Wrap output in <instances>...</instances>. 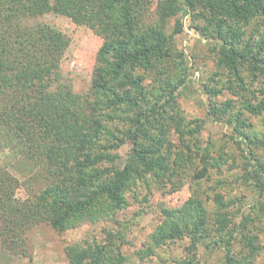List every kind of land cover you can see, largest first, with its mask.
Wrapping results in <instances>:
<instances>
[{"label": "trees", "instance_id": "1", "mask_svg": "<svg viewBox=\"0 0 264 264\" xmlns=\"http://www.w3.org/2000/svg\"><path fill=\"white\" fill-rule=\"evenodd\" d=\"M150 1L0 0V153L8 150L29 168L41 169L45 179L37 194L19 198L18 179L0 159V250L24 254L17 246L39 223L63 232L81 221L112 219L137 185L150 191L169 184L173 192L188 176L190 196L178 208L162 209L163 219L141 256L184 237L189 255L176 264L198 263L200 243L223 250L221 264H249L257 254V235L249 225L264 213V161L255 153L264 146V129L252 130L244 111L264 112V86L260 100L245 97L242 70L248 65L249 76L264 78V0H160L151 21ZM46 14L66 16L102 38L85 93L74 92L63 78L60 62L69 38L38 21ZM170 17L176 19L167 33ZM187 17L190 29L214 40L216 71L202 83L207 115L231 126L228 137L239 153L220 147L211 154L213 142L201 140L202 121L186 119L177 103L190 65L173 37ZM257 19L261 24L247 32ZM144 72L155 74L154 89L143 84ZM235 87L244 91L240 108L231 98L216 100L223 90L236 93ZM124 145L128 150L119 165L116 151ZM229 161L238 172L233 181L255 195L247 203L252 211L242 210L239 217L232 209L237 203L242 209L246 196L224 198L218 188L227 186V177L207 188L200 184L209 169L221 173ZM114 237L121 239L119 232H108L105 243L67 244L68 264H127ZM236 243L240 250L235 251Z\"/></svg>", "mask_w": 264, "mask_h": 264}, {"label": "rangeland", "instance_id": "2", "mask_svg": "<svg viewBox=\"0 0 264 264\" xmlns=\"http://www.w3.org/2000/svg\"><path fill=\"white\" fill-rule=\"evenodd\" d=\"M160 0H151L147 12L151 17L147 20L156 18V4ZM175 17H170L165 22L166 32L171 33L174 28ZM38 21L47 22L59 29L69 38L68 46L62 56L60 68L63 78L71 85L76 93H85L90 85L92 70L95 63V55L102 38L92 29L85 25L75 24L70 18L63 15L46 14L38 17ZM259 19L252 21L247 27V32L259 25ZM185 28L182 32L174 35L173 41L175 47L183 50L189 57V75L185 84L180 89L177 97V103L186 119H200L203 127L200 131L203 144L213 142L210 149L211 154L216 155L217 150L222 147L228 153H239V147L232 143L228 137L231 126L215 121L207 115L208 97L202 91V83L212 76L216 71V55L210 50L213 39L201 37L195 30L190 29L189 17L184 20ZM261 24V22H260ZM248 65L242 70L246 91L234 88L236 91L223 90V93L216 97L218 102L231 98L235 100V109L240 108L238 100L241 95L250 98L252 102L261 99V90L264 86V78L261 74L255 77L249 76ZM143 84L148 88L154 89L157 85L153 80L155 74L146 72ZM250 77V78H249ZM222 82H226L222 77ZM228 83V77H227ZM236 86V85H235ZM243 111V110H242ZM244 116L251 123V129L261 132L263 127L264 112L261 114H251L244 111ZM173 142L178 143V137L175 133L170 137ZM212 144V143H211ZM128 145L120 147L116 151V164L124 163L125 153ZM256 156L260 161H264V146L255 150ZM1 163L6 165L9 172L18 179L19 188L16 195L19 198L32 197L37 194L45 185L43 171L39 168H29V165L19 158L10 155L8 150L0 153ZM20 160V161H19ZM105 163L100 164L104 166ZM230 161L221 167V173L214 169H209L208 177L201 180V187L207 188L213 185L218 179L223 180L227 177V186L219 187L218 190L224 194V198L238 196L235 194L243 193L246 196L242 209H238L239 204H235L233 211L236 216H240L241 211L251 212L250 205L255 199L251 188L243 185L241 182L233 181L237 168ZM229 175V176H227ZM264 178V174H262ZM183 185L176 191L170 192V185L165 187H152L147 191L141 185L133 188L134 191L126 193L127 206L119 210L112 219H100L95 222L81 221L74 228L63 232H58L51 228L47 223L42 222L31 227L25 233L23 246H17L19 252L23 247V252L9 255L6 251L0 250V264H68L64 247L67 244L78 242L82 245H92L94 243H105L108 240V232L121 235V239L113 238L116 244H120V249L126 257L127 264H176V261L187 259L189 252L187 246L189 239H175L164 245L155 248L153 255L144 257L139 253L149 242V236L155 229L156 225L163 219L162 209H175L182 205L191 194V183L188 176H184ZM264 200V199H263ZM209 208L212 203H207ZM238 217L236 219H238ZM252 234L257 235V243L260 246L257 254L251 259L249 264H264V213L260 217L254 218L253 225H249ZM241 243L234 245L235 251L240 250ZM223 250L209 249L202 243L196 247L195 258L198 263L192 264H221L223 262ZM83 264H90L85 261Z\"/></svg>", "mask_w": 264, "mask_h": 264}]
</instances>
